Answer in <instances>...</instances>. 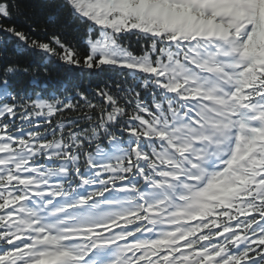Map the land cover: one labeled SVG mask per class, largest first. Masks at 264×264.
Here are the masks:
<instances>
[{"label":"snow or ice","instance_id":"obj_1","mask_svg":"<svg viewBox=\"0 0 264 264\" xmlns=\"http://www.w3.org/2000/svg\"><path fill=\"white\" fill-rule=\"evenodd\" d=\"M63 6L79 39L30 38L18 0L0 31L124 79L33 98L0 71V264H264V0Z\"/></svg>","mask_w":264,"mask_h":264},{"label":"trees","instance_id":"obj_2","mask_svg":"<svg viewBox=\"0 0 264 264\" xmlns=\"http://www.w3.org/2000/svg\"><path fill=\"white\" fill-rule=\"evenodd\" d=\"M18 2L20 10L11 23H14L18 30L28 33L30 38L47 40L48 36L55 32L67 34L70 39H79L77 29L80 26L63 6L64 0ZM33 25H37V28L31 32L30 26ZM132 43L135 46V37L132 38ZM7 65L18 69L12 79V85L15 91L24 97L35 98L37 94L64 97L75 95L78 90L90 93L98 84L103 86L105 82L111 83L112 79H124L112 72L90 74L86 69L66 66L54 57H48L19 42L10 34L0 31V71Z\"/></svg>","mask_w":264,"mask_h":264}]
</instances>
